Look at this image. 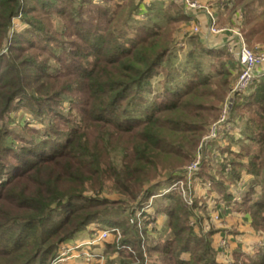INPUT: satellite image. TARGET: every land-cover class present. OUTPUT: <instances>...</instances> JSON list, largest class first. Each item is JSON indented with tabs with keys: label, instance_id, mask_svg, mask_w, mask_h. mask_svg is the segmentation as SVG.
I'll return each instance as SVG.
<instances>
[{
	"label": "trees",
	"instance_id": "obj_1",
	"mask_svg": "<svg viewBox=\"0 0 264 264\" xmlns=\"http://www.w3.org/2000/svg\"><path fill=\"white\" fill-rule=\"evenodd\" d=\"M216 5L228 18L241 15L245 42L264 45V0ZM139 6L135 0H0V264H51L91 224L119 230L117 243H105L106 264H145L144 252L151 264H223L212 243L217 230L195 233L176 192L146 215L166 216L165 239L148 234L147 220L141 230L130 223L156 195L161 172H174L164 181L171 183L176 168L194 159L227 97L234 65L225 47L210 49L191 36L186 60L193 72L179 71L173 36L191 16L169 0L152 4L139 23ZM17 18L21 31L14 30ZM203 61L215 77L203 73ZM153 79L161 80L159 102L149 99ZM19 109L41 127L17 125ZM230 118L256 151L245 161L242 151L216 145L221 162L205 151L198 178L227 203L234 188L235 210L264 234V79L234 102ZM104 192L122 199L111 201ZM232 264H264V245L252 255L236 250Z\"/></svg>",
	"mask_w": 264,
	"mask_h": 264
},
{
	"label": "built area",
	"instance_id": "obj_2",
	"mask_svg": "<svg viewBox=\"0 0 264 264\" xmlns=\"http://www.w3.org/2000/svg\"><path fill=\"white\" fill-rule=\"evenodd\" d=\"M176 3H181L185 9L192 12H205L208 17L209 29L213 35H219L221 33L228 32L230 35L234 36L235 39L228 41L226 43V50L230 53L232 58L235 60V63L239 69V77L236 83L230 89V92L227 96V99L224 103L222 111L215 123H213L209 129L208 133L202 138L198 152L195 158L191 161V163L182 169L179 173H176V178L168 184L166 189H164L162 195L167 193L176 192L178 193L186 206L193 207L196 204L195 198L196 194L194 192V187L199 185L208 197L211 200V204L214 205V201H219L217 207L220 210H217L216 213H213L210 219V225L203 224V232H207L210 230L212 226H219L221 224V216L219 215V211H221L222 206L225 204L224 202L217 200L218 198L208 193L211 192V184L204 182L198 178V173L200 171V165L204 158V152L213 150L214 146L225 147L227 145V138L233 137L234 139H241V131L235 128L234 123L231 121L230 114L231 109L234 102L241 97L246 96L250 88L253 84L261 79H264V49L260 50H251L249 49L245 41L240 33V25H241V15L237 13V22L228 28H220L217 25V19L214 16L213 11L207 5H203L195 0H172ZM144 18V17H142ZM19 20V18L15 19ZM15 22V21H14ZM13 22V23H14ZM189 28L192 30L193 34H197L200 32V28L198 25H190ZM187 30L184 31V35H187ZM189 37V35H188ZM228 146V145H227ZM218 152V151H217ZM214 160L221 162V156L219 154H214ZM162 189V188H161ZM248 190V189H247ZM161 195V196H162ZM157 196H151V199H148L146 204L142 206L139 210H137L134 214V217L130 219V223L135 225L139 230L143 227L144 220H147L146 229L148 234L153 233L155 229L156 222H151L146 215H150L153 213L150 212L152 210V203ZM240 196L236 193L232 195V203L239 202ZM151 208V209H150ZM223 209V208H222ZM154 210V209H153ZM150 225V228H149ZM89 228L92 231V238L86 242L85 246L90 248L91 246L96 245H105L110 237H113L114 241L117 243L120 238V233L116 228L110 229H101L95 224H91ZM153 229V231H151ZM66 242L61 246L56 258L52 261L51 264H61L65 261L67 255L69 258H73V254L75 250H77L81 245L74 243L70 246H67ZM264 244V243H263ZM221 246H224V242L221 243ZM66 249L64 252L63 250ZM128 251L134 254L130 248L126 247ZM250 254V253H247ZM145 264H149L144 252ZM85 258L87 261H90L93 257L91 254H86ZM226 264H232L231 260H227Z\"/></svg>",
	"mask_w": 264,
	"mask_h": 264
},
{
	"label": "crops",
	"instance_id": "obj_3",
	"mask_svg": "<svg viewBox=\"0 0 264 264\" xmlns=\"http://www.w3.org/2000/svg\"><path fill=\"white\" fill-rule=\"evenodd\" d=\"M169 0H140L139 1V10L138 15L135 17V19L143 21L145 19V15H147V9L152 4H157V2H161V4H165ZM201 4L207 5L211 8V10L214 13V16L217 19V25L220 28H228L231 27L233 24H236L237 22V13L231 15V17H227V11L224 10V8H219L216 5V0H197ZM185 11L191 16L190 20L188 22H184L186 24V27H189L190 25H198L200 28V41L208 48H218V47H225L226 43L228 41H231L232 39H235L234 36L230 35L228 32L221 33L219 35H209L208 29H209V22L208 17L205 14V12H192L185 9ZM139 16V17H138ZM144 17V18H142ZM146 20V19H145ZM184 29L181 31L180 34L184 33ZM179 34V39L183 38ZM182 43L185 42V45L187 44V38L181 40ZM189 44V43H188ZM243 137L241 139H234L233 137L227 138V145L229 146L230 150L232 152H240L242 151V148L248 144L246 141H242ZM226 145V146H227ZM212 147H215L214 144ZM211 155L214 157V154L217 153L220 156V153L217 151L211 150ZM245 182V183H244ZM250 182V178L246 175L243 176L241 189L242 191H246L248 189V185ZM163 188V186L161 187ZM246 188V189H245ZM196 194L200 197L204 196V190L197 185L196 186ZM215 195V194H213ZM219 200V196L215 195ZM220 201H222L220 199ZM219 202V201H218ZM224 202V201H222ZM224 206H222L221 211H224V218H222V222L224 225L219 226H212L215 230H217V233H215L212 237V243L213 247L217 252V261L219 263L226 264L227 260H231L233 262V252L236 250H240L242 253H246L252 249L255 248L257 245H259V241L263 237H260L259 233H256L251 228V222L249 217L241 212H238L235 210L234 204L235 203H227L224 202ZM199 218H204L203 214H200ZM202 220H200L201 222ZM166 224V216L160 215L156 218V227L160 230V234L163 231ZM222 224V223H221ZM92 238V231L88 227L86 231L80 234L79 238L76 241L69 240L68 244H80L81 246L74 251L73 258L63 264H86L84 261V258L86 254H91L93 258H99L101 260H93V258L89 261L91 264H103L102 263V257L104 255V245H96L91 246L90 248L86 247L85 244ZM110 240V238H109ZM221 242H224V246H221ZM108 243V242H107ZM101 253L98 255L97 253ZM231 253V254H230ZM102 256V257H101ZM227 258V259H226Z\"/></svg>",
	"mask_w": 264,
	"mask_h": 264
},
{
	"label": "rangeland",
	"instance_id": "obj_4",
	"mask_svg": "<svg viewBox=\"0 0 264 264\" xmlns=\"http://www.w3.org/2000/svg\"><path fill=\"white\" fill-rule=\"evenodd\" d=\"M140 0H135V3L136 2H139ZM195 1H197V0H195ZM96 2L97 3H100L101 2V0H96ZM200 3V2H199ZM157 6H161V5H163V4H161V2H157V4H156ZM204 5V4H203ZM220 8V7H219ZM139 17V16H138ZM139 23H142L140 20H137ZM146 22V20L144 19L143 20V23H145ZM54 24H55V26L57 27V29H59V27L61 26V23H60V21L58 20V19H54ZM187 24V23H186ZM186 24H184V22L183 23H181L180 25H179V27H178V29H177V31L175 32V34H174V36H173V39H174V41H173V43H172V45H173V50H174V52H176V59H175V64L179 67V71H183V70H186L187 72H189V73H191V72H193V68H192V66H191V62L190 63H188V61L186 60V53L188 52L187 50H189L190 49V47H191V45L190 44H188L189 42H186L187 44L185 45V42L184 43H182L181 42V40H183L184 38L186 39L187 38V41H188V39H189V37H191V36H193V37H197V38H199V36H200V32L199 33H197V34H193V32H190V31H192L189 27H186L185 28V26H186ZM25 26L24 25H22L21 23H20V21L19 20H15V22H14V30H16V31H21V29H23ZM187 30V32H188V34L187 35H184V33H182V34H180L181 33V31L182 30ZM179 34L181 35V37H183V38H181V39H179L180 37H179ZM208 34L209 35H211V36H213V34H211L210 32H208ZM188 35H189V37H188ZM245 44H246V46L249 48V49H251V50H254V51H256V50H260V49H264V45L263 44H255V45H250V44H248L247 42H245ZM205 46V45H204ZM206 47V46H205ZM208 48V47H207ZM180 49H182V51H180ZM231 58H232V56H231ZM231 60H233V62H234V65H233V68H231V83H230V87H229V89H228V91H227V95L226 96H228V94H229V92H230V89L232 88V86L236 83V81L238 80V77H239V69H238V67H237V65H236V63H235V60L232 58ZM202 71H203V73H205V75H208V76H210V77H215V75H214V72H212L211 70H210V68H209V65H208V62L207 61H203V63H202ZM183 75H180L179 76V78L177 79L178 81V84L180 83V82H182L183 81ZM152 88H153V92L150 94V96H149V99H151V100H153V99H156L157 100V102H159V100H160V98H159V94H161V80H158V79H153V81H152ZM226 99H227V97H226ZM226 99L221 103V105H220V110H219V114H218V116H217V119H218V117H219V115H220V113H221V111H222V108H223V106H224V103H225V101H226ZM217 119L215 120V121H213V122H211V124L208 126V129H209V127L213 124V123H215L216 121H217ZM14 120H15V123L17 124V125H19V126H21V124H24V125H30V126H32L33 128H40L41 127V125H40V123H38V121L36 120V119H34V117L31 115V114H29L28 112H26L25 110H23V109H19L15 114H14ZM207 133H208V130H207ZM206 133V134H207ZM204 137V136H203ZM200 146V145H199ZM198 149H199V147H198ZM198 149H197V152H198ZM256 151V145H254V144H250V143H248V144H246L243 148H242V154L244 155V160L245 161H247L248 159H249V157L254 153ZM197 152H196V154H197ZM120 156H121V153L120 152H117V153H115V154H113V160L116 162V163H119V161H120ZM196 156V155H195ZM195 158V157H194ZM191 163V162H190ZM189 163V164H190ZM187 165H185V166H182V167H178V168H176V170H178V171H175L176 173H179L182 169H184L185 167H186ZM173 171H168V170H163L162 172H161V175H160V177L158 178V183H159V188L158 189H156L157 188V186L155 187V188H152V191L154 192V194H156L155 196H157L156 198H155V200L153 201V203H152V210L150 211V212H152L153 211V209H154V206L156 205V203L158 202V199H161L164 195H162L161 194V192L163 193V191H164V189H166V187L168 186V182L167 183H165L164 181H166L169 177H170V174L172 173ZM174 173V172H173ZM172 175V174H171ZM162 184V186H163V188L161 189V184ZM245 183V182H244ZM246 189V188H245ZM231 193H232V195H234V193H236V195L238 194L237 192H236V190L234 189V188H231ZM246 191H247V189H246ZM257 191H259V188H257ZM194 192H195V194H196V186L194 187ZM90 193V192H89ZM92 195H94V192H92L91 193ZM90 194V195H91ZM168 194V193H167ZM211 194H215V193H213V192H210V193H208V195H211ZM103 197H106V198H108L109 200H111V201H115V200H119V199H122L121 198V196H119L118 194H116V193H107V192H104L103 193ZM162 195V196H161ZM216 195V194H215ZM149 199H151V197L149 198ZM219 199H221L222 201H224L225 202V200H223L222 198H219ZM195 201H196V204H195V206H194V208L193 207H189V206H187V207H189V210L191 211V217H190V224H191V226H192V228L194 229V231H195V233H197V234H199V233H201L202 232V229H203V224L205 223V224H208V225H210L211 226V224H210V219H211V216H212V214L213 213H216V211L217 210H220V208L219 207H217V204H218V201H214V205L213 204H211V200L208 198V197H206V194L204 193V196L203 197H200V196H198L197 194H196V198H195ZM231 201H232V199H231ZM231 201H230V203H231ZM236 204V203H235ZM235 204H234V207H235ZM224 206V205H223ZM234 207H233V209H234ZM151 209V208H150ZM200 214H203V216H204V218H199L200 217ZM219 215L221 216V223L222 224H220L221 226L222 225H224V223L222 222V218H224V211H219ZM200 220H202L201 222H200ZM151 221V220H150ZM151 222H153V221H151ZM155 222H156V220H155ZM149 228H150V225H149ZM155 230L153 231V229L151 230V231H153V233H150V236L151 237H154L155 239L157 238V239H161V240H163V239H165L166 238V235H164V234H162V232H161V234H160V230L159 229H157V227H156V225H155ZM211 229H214V227H211L210 228V230ZM119 231V230H118ZM256 233H258V232H256ZM161 235V236H160ZM259 235H260V237H263L262 239H261V241H259L260 243H259V245H257V246H263L264 244V234H260L259 233ZM79 236H80V234H77L73 239H71L72 241H76L78 238H79ZM149 236V235H148ZM213 240V239H212ZM108 243H113V242H115L114 241V239H113V237H110V240L108 239V241H107ZM67 243H68V241H67ZM222 243V242H221ZM65 244V243H64ZM67 245V244H66ZM71 244H70V242H69V244L67 245V246H70ZM256 246V247H257ZM104 247H106L105 245H104ZM256 247L255 248H252V249H250L247 253H250L249 255H252L254 252H255V250H256ZM61 248V247H60ZM59 248V249H60ZM106 250V248H104V251ZM64 252L66 251V249H64L63 250ZM59 252V251H58ZM97 253V252H96ZM73 254V253H72ZM98 255H100L101 253H97ZM104 254H105V252H104ZM231 254V253H230ZM233 255V254H232ZM67 257L68 258H66L65 259V261L63 262V263H65V262H67V261H69V260H71L72 259V257L71 258H69V255H67ZM102 257V256H101ZM186 257V256H185ZM147 258V257H146ZM99 259V258H98ZM97 258H93V260H98ZM227 259V258H226ZM233 259V258H232ZM99 260H101V259H99ZM84 261H85V263L86 264H91L89 261H87V258H84ZM147 261H148V263L149 264H151V262H150V260H148V258H147ZM63 263H61V264H63ZM102 263L103 264H106V258L104 257V255H103V257H102Z\"/></svg>",
	"mask_w": 264,
	"mask_h": 264
}]
</instances>
